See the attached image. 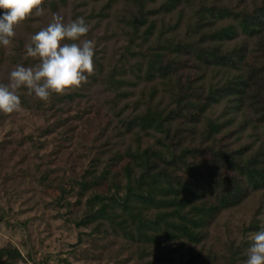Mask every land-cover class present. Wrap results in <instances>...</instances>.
I'll list each match as a JSON object with an SVG mask.
<instances>
[{
    "label": "trees",
    "instance_id": "obj_1",
    "mask_svg": "<svg viewBox=\"0 0 264 264\" xmlns=\"http://www.w3.org/2000/svg\"><path fill=\"white\" fill-rule=\"evenodd\" d=\"M41 7L42 15L15 27L10 46L0 44V84L17 65L40 62L25 46L54 13L65 23L85 20L88 33L66 42H95L87 83L47 102L17 90L22 109L47 121L61 123L75 106L104 118L79 153L82 175L55 185L46 171L37 180L57 189L77 244L95 251L79 258L74 246L72 254L97 264L111 248L112 264H245L253 241L219 246L210 228L264 193V0H43ZM16 114L0 112V127ZM6 216L0 209V225L10 224ZM24 260L11 242L0 246V264Z\"/></svg>",
    "mask_w": 264,
    "mask_h": 264
},
{
    "label": "rangeland",
    "instance_id": "obj_2",
    "mask_svg": "<svg viewBox=\"0 0 264 264\" xmlns=\"http://www.w3.org/2000/svg\"><path fill=\"white\" fill-rule=\"evenodd\" d=\"M61 118V123L57 122L59 117L47 121L22 110L0 127V209L10 223L0 225V246L7 242L15 245L25 256L20 264H44L46 257L49 264H62L61 259L71 264H97L78 260L72 254L74 246L79 258L86 249L95 251L85 243L77 244L79 231L66 222L67 210L57 206V189L40 186L37 180L46 171L55 185L61 177L82 175L84 165L79 153H86L104 118L97 117L91 106L72 107ZM29 136L34 137L33 142L27 139ZM260 227H264L263 192L250 194L237 208L221 213L210 228L211 243L220 246L251 240ZM30 249L32 259L27 256ZM115 251L111 248L105 252L103 264L115 262Z\"/></svg>",
    "mask_w": 264,
    "mask_h": 264
},
{
    "label": "clouds",
    "instance_id": "obj_3",
    "mask_svg": "<svg viewBox=\"0 0 264 264\" xmlns=\"http://www.w3.org/2000/svg\"><path fill=\"white\" fill-rule=\"evenodd\" d=\"M42 4L43 0H0V9L5 10L0 17V44L10 46L16 35L15 27L34 12L42 15ZM88 31L82 17L65 23L62 15L54 13L52 22L33 35L31 43L25 46L27 55L39 58L40 62L35 67L17 65L10 73L9 83L0 84V112L11 114L23 110L17 94L21 87L47 102L53 93L62 95L87 83L94 71L95 42L66 41H78ZM250 239L253 243L247 250L245 264H264V227Z\"/></svg>",
    "mask_w": 264,
    "mask_h": 264
}]
</instances>
